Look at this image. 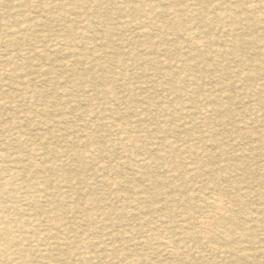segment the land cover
I'll use <instances>...</instances> for the list:
<instances>
[{"label":"rangeland","instance_id":"374dc122","mask_svg":"<svg viewBox=\"0 0 264 264\" xmlns=\"http://www.w3.org/2000/svg\"><path fill=\"white\" fill-rule=\"evenodd\" d=\"M0 85V264H264V0H0Z\"/></svg>","mask_w":264,"mask_h":264},{"label":"bare ground","instance_id":"6f19581e","mask_svg":"<svg viewBox=\"0 0 264 264\" xmlns=\"http://www.w3.org/2000/svg\"><path fill=\"white\" fill-rule=\"evenodd\" d=\"M58 1H59V0H58ZM97 1H99V0H97ZM120 1H122V0H120ZM171 1H172V0H171ZM21 2H22V1H21ZM28 2H29V0H28ZM94 2H95V1H94ZM175 2H176V1H175ZM19 3H20V2H19ZM45 4H46V3H45ZM100 4H101V3H100ZM49 5H51V4H49ZM101 5H102V4H101ZM146 5H147V4H146ZM55 6H56V5H55ZM88 6H90V5H88ZM110 6H111V5H110ZM13 7H14V6H13ZM52 7H53V6H52ZM63 7H65V6L63 5ZM106 7H107V6H106ZM42 8H43V7H42ZM42 8H41V9H42ZM84 8H85V6H84ZM115 8H116V7H115ZM127 8H128V7H127ZM14 9H15V8H14ZM16 9H17V7H16ZM16 9H15V11H16ZM33 9L36 10L37 8H36V9L33 8ZM43 9H44V8H43ZM86 9H87V8H86ZM90 9H91V7H90ZM48 10H49V9H48ZM115 10H116V9H115ZM194 10H195V9H194ZM194 10H193V11H194ZM21 11H22V10H21ZM40 11H41V10H40ZM49 11H50V10H49ZM52 11H53V10H52ZM81 11H83V10H81ZM90 11H91V10H90ZM116 11H117V10H116ZM188 11H189V10H188ZM38 12H39V11H38ZM43 12H44V11H43ZM63 12H64V11H63ZM83 12H84V11H83ZM190 12H191V11H190ZM18 13H19V12H18ZM39 13H40V12H39ZM138 13H139V12H138ZM191 13H192V12H191ZM42 14H43V13H42ZM57 14H58V13H57ZM90 14H91V13H90ZM118 14H120V13H118ZM118 14H117V15H118ZM58 15H59V14H58ZM78 15H79V14H78ZM91 15H92V14H91ZM124 15H125V14H124ZM74 16H76V14H75ZM119 16H120V15H119ZM46 17H47V16H46ZM54 17H55V16H54ZM76 17H77V16H76ZM123 17H124V16H123ZM145 17H146V16H145ZM34 18H35V17H34ZM38 18H39V17H38ZM52 18H53V17H52ZM77 18H78V17H77ZM82 19L85 20L84 17H82ZM96 19H97V18H96ZM124 19H125V17H124ZM137 19H138V18H137ZM139 19L141 20V18H139ZM139 19H138V20H139ZM140 20H139V21H140ZM133 21H136V20H133ZM133 21H132V22H133ZM149 21H150V20H149ZM68 22H69V21H68ZM85 22H86V20H85ZM140 22H141V21H140ZM143 22H144V21H143ZM20 23H21V22H20ZM65 23H66V22H65ZM71 23H73V22H71ZM121 23H122V22H121ZM123 23H125V22H123ZM123 23H122V24H123ZM126 23H128V22H126ZM129 23H130V22H129ZM134 23H135V22H134ZM136 23H139V22L137 21ZM21 24H22V23H21ZM58 24H60V23H58ZM58 24H57V25H58ZM73 24H74V23H73ZM117 24H118V23H117ZM119 24H120V23H119ZM23 25H24V24H23ZM64 25H65V24H64ZM123 25H124V24H123ZM128 25H129V24H128ZM139 25H140V23H139ZM142 25H143V24H142ZM149 25H152V24H149ZM162 25H163V24H162ZM20 26H21V25H20ZM120 26H121V24H120ZM134 26H135V24H134ZM134 26H133V27H134ZM137 26H138V25H137ZM137 26H136V27H137ZM122 27H123V26H122ZM133 27H132V29H133ZM161 27H162V26H161ZM67 28H69V26H68ZM86 28H87V27H86ZM124 28H125V27H124ZM21 29H22V28H21ZM134 29H135V28H134ZM164 29H165V28H164ZM162 30H163V29H162ZM19 31H20V29H19ZM40 31H41V30H40ZM131 31H133V30H131ZM43 32H44V31H43ZM161 32H162V31H161ZM165 32H166V31H165ZM15 33H16V32H15ZM84 33H85V32H84ZM17 34H18V33H16V35H17ZM34 34H35V33H34ZM138 34H140V33L138 32ZM156 34H158V33H156ZM162 34H163V33H162ZM59 35H60V34H59ZM40 36H41V35H40ZM78 36H79V35H78ZM35 37H36V36H35ZM57 37H58V35H57ZM60 37H61V36H60ZM82 37H83V36H82ZM90 39H91V38H90ZM190 39H191V38H190ZM190 39H189V40H190ZM44 40H45V38H44ZM52 40H53V39H52ZM61 40H62V39H61ZM63 40H64V39H63ZM63 40H62V41H63ZM83 40H85V39L83 38ZM189 40H188V42H189ZM45 42H46V41H45ZM66 42H67V40H66ZM91 42H92V41H91ZM77 43H78V42H77ZM84 43H86V42H84ZM79 44L81 45V43H79ZM54 45H55V44H54ZM59 46H60V45H59ZM94 46H95V45H94ZM60 47H61V46H60ZM60 47H59V48H60ZM81 48H82V47H81ZM181 48H182V47H181ZM91 49H92V48H91ZM103 49H104V48H103ZM165 49H166V48H165ZM85 50H86V49H85ZM190 51H191V50H190ZM87 52H88V51H87ZM92 52H93V51H92ZM80 53H81V52H80ZM187 53H188V51H187ZM23 54H24V52H23ZM87 54H88V53H87ZM132 54H133V53H132ZM185 54H186V53H185ZM185 54H184V55H185ZM22 56H23V55H22ZM129 56H131V55H129ZM132 56H133V55H132ZM134 56H135V55H134ZM102 58H103V57H102ZM129 58H130V57H129ZM131 58H133V57H131ZM134 58H135V57H134ZM134 58H133V61H134ZM127 59H128V58H127ZM135 59H136V58H135ZM139 59H140V58H139ZM22 60H23V59H22ZM128 60H130V59H128ZM141 60H142V59H141ZM145 60H146V59H145ZM148 60H149V59H148ZM152 60H153V59H152ZM182 60H183V58H182ZM98 61H100V59H99ZM139 61H140V60H139ZM143 61H144V60H143ZM150 61H151V59H150ZM183 61H184V60H183ZM131 62H132V60H131ZM151 62H153V61H151ZM154 62H155V61H154ZM64 63H65V62H64ZM92 65H93V64H92ZM153 65H154V64H153ZM37 66H38V65H37ZM34 67H35V66H34ZM37 69H38V68H37ZM96 69H98V67H96ZM103 69H104V67H103ZM104 70H105V69H104ZM35 71H36V70H35ZM82 72H83V71H82ZM34 73H35V72H34ZM47 73H48V72H47ZM106 73H107V72H106ZM164 74H165V73H164ZM3 75H5V74H3ZM20 75H21V74H20ZM84 75H85V74H84ZM137 76H138V75H137ZM166 76H167V74H166ZM44 77H45V76H44ZM105 77H106V76H105ZM21 78H22V76H21ZM192 78H193V77H192ZM13 79H15V78L13 77ZM111 79H112V78H111ZM87 80H88V79H87ZM91 80H92V79H91ZM192 80H193V79H192ZM6 81H7V80H6ZM82 81H83V80H82ZM88 81H89V80H88ZM114 81H115V80H114ZM189 82H190V81H189ZM84 83H85V82H84ZM93 83H94V82H93ZM188 84H189V83H188ZM194 84H195V83H194ZM78 85H80V84H78ZM0 86H1V85H0ZM49 86H50V85H49ZM140 86H141V85H140ZM25 87H26V85H25ZM17 88H18V87H17ZM4 89H5V88H4ZM20 90H21V89L19 88V92H20ZM74 91H75V90H74ZM19 92H18V93H19ZM21 92H22V91H21ZM23 93H24V92H23ZM23 93H22V94H23ZM30 93H31V92H30ZM71 93H72V92H71ZM8 94H9V93H8ZM24 94H25V93H24ZM62 94H63V93H62ZM63 95H64V94H63ZM66 96H67V95H66ZM5 98H6V97H5ZM10 98H11V97H10ZM25 98H26V97H25ZM69 98H70V97H69ZM70 99H71V98H70ZM23 100H24V99H23ZM23 100H20V101H21L20 103H23V102H22ZM55 100H56V99H55ZM58 100H59V99H58ZM72 100H73V99H72ZM72 100H71V101H72ZM18 101H19V100H18ZM68 101H69V100H68ZM7 102H8V101H7ZM25 102H26V101H25ZM39 102H40V101H39ZM42 102H43V101H42ZM52 102H53V101H52ZM72 102H73V101H72ZM75 102H76V101H75ZM70 103H71V102H70ZM7 104H8V103H7ZM12 105H13V104H12ZM14 105H15V104H14ZM103 105H104V104H103ZM1 106H2V105H1ZM6 106H7V105H6ZM8 106H9V105H8ZM48 106H49V105H48ZM48 106H47V107H48ZM10 107H13V106H10ZM65 107H66V106H65ZM102 107H103V106H102ZM1 108H2V107H1ZM14 108H15V107H14ZM14 108H13V109H14ZM50 108H51V106H50ZM67 108H68V107H67ZM20 109H21V108H20ZM16 110H17V108H16ZM37 110H38V109H36V111H37ZM66 110H68V109H66ZM66 110H65V111H66ZM53 111H54V110H53ZM84 111H85V110H84ZM87 111H88V110H87ZM21 112H22V111H21ZM34 112H35V111H34ZM37 112H38V111H37ZM37 112H35V113L37 114ZM92 112H93V111H92ZM195 112H196V111H195ZM82 113H83V112H82ZM93 113H95V112H93ZM86 114H87V113H86ZM86 114H85V115H86ZM25 115H26V113H25ZM61 115L63 116L62 113H61ZM80 115H81V114H80ZM31 116H32V115H31ZM31 116H30V117H31ZM36 116H37V115H36ZM36 116H35V117H36ZM42 116H43V115H42ZM62 116H61V117H62ZM69 116H70V115H69ZM90 116H91V114H90ZM22 117H23V116H22ZM30 117H26V118H30ZM93 117H94V114H93ZM26 118H25V119H26ZM141 118H142V116H141ZM17 119H18V118H17ZM15 120H16V119H15ZM19 120H20V119H19ZM109 120H110V119H109ZM50 121H51V120H50ZM57 121H58V120H57ZM20 123H22V122H19V124H20ZM43 123H44V122H43ZM57 124H58V123H57ZM64 124H65V122H64ZM107 124H108V123H107ZM112 124H113V122H112ZM114 124H115V123H114ZM173 124H174V123H173ZM175 124H176V123H175ZM42 125H43V124H42ZM60 125H62V124L60 123ZM65 125H66V124H65ZM65 125H63V126H65ZM118 125H119V124H118ZM116 126H117V125H116ZM116 126H115V127H116ZM51 127H52V126H51ZM67 127H68V126H67ZM118 127H121V128H122V126H118ZM8 128H9V127H8ZM64 128H65V127H64ZM121 128H120V129H121ZM55 129H56V128H55ZM120 129H119V130H120ZM171 130H172V129H171ZM173 130H174V129H173ZM175 130H176V129H175ZM56 131H57V130H56ZM75 131H76V130H75ZM75 131H74V133H75ZM91 131H92V130H91ZM129 131H131V130L129 129ZM181 131H182V130H181ZM42 132H43V131H42ZM76 132H77V131H76ZM79 132H80V131H79ZM119 132H120V131H119ZM61 133H62V132H61ZM121 133H122V132H121ZM121 133H120V135H121ZM177 133H178V132H177ZM18 134H19V133H18ZM58 134H59V133H58ZM94 134H95V133H94ZM62 135H63V133H62ZM122 135H123V134H122ZM131 135H132V138H133V134H131ZM6 136H7V135H6ZM22 136H23V135H22ZM38 136H39V135H38ZM45 136H46V135H45ZM57 136H58V135H57ZM76 136H77V135H76ZM76 136H75V137H76ZM79 136H80V135H79ZM123 136H124V135H123ZM127 136H128V135H127ZM34 137H35V136H34ZM53 137H54V136H53ZM61 137H62V136H61ZM64 137H65V136H64ZM81 137H82V136H81ZM129 137H130V136H129ZM129 137H128V138H129ZM120 138H121V136H120ZM125 138H126V137H125ZM125 138H124V139H125ZM158 138H159V137H158ZM22 139H24V138H22ZM57 139H58V138H57ZM64 139H65V138H64ZM166 139H167V138H166ZM194 139H195V138H194ZM201 139H202V138H201ZM27 140H28V139H27ZM35 140H36V139H35ZM91 140H92V139H91ZM20 141H21V140H20ZM20 141H19V142H20ZM29 141H30V140H29ZM164 141H165V140H164ZM19 142H18V143H19ZM21 142H22V141H21ZM90 142H91V144H92V141H90ZM119 142H120V141H119ZM121 142H122V141H121ZM121 142H120V143H121ZM131 142H132V141H131ZM134 142H135V141H134ZM159 142H160V140H159ZM24 143H25V142H24ZM35 143H36V142H35ZM76 143H77V140H76ZM126 143H127V141H126ZM78 144H79V143H78ZM127 144H128V143H127ZM37 145H38V144H37ZM37 145H36V148H37ZM48 145H49V144H48ZM86 145H87V144H86ZM156 145H157V144H156ZM78 146H79V145H78ZM82 146H83V145H82ZM89 146H90V145H89ZM38 147H39V146H38ZM43 148H44V147H43ZM134 148H135V147H134ZM155 148H156V147H155ZM168 148H169V147H168ZM170 148H171V145H170ZM158 149H160V148H158ZM31 150H32V149H31ZM34 150H35V149H34ZM95 150H96V149H95ZM156 150H157V149H156ZM161 150H162V149H161ZM166 150H167V149H166ZM35 151H36V150H35ZM33 152H34V151H33ZM76 152H77V150H76ZM88 152H89V151H88ZM88 152H87V155L89 154ZM97 152H98V151H97ZM34 153H35V152H34ZM83 153H84V152H83ZM90 153H91V151H90ZM92 153H93V150H92ZM92 153H91V154H92ZM37 154H38V153H37ZM43 154H44V153H43ZM74 154H75V153H74ZM98 154H99V153H98ZM166 154H167V153H166ZM38 155H39V154H38ZM41 155H42V154H41ZM71 155H72V154H71ZM71 155H70V156H71ZM89 155H90V154H89ZM33 156H34V155H33ZM35 157H36V156H35ZM80 157H81V156H80ZM71 158H72V157H71ZM75 158H76V157H75ZM144 158H145V157H144ZM167 158H168V157H167ZM140 159H141V158H140ZM80 160H81V159H80ZM138 160H139V159H138ZM209 160H210V159H209ZM140 161H141V160H140ZM140 161H139V162H140ZM151 161H152V160H151ZM77 162H78V161H77ZM177 162H178V161H177ZM151 163H153V162H151ZM154 163H155V162H154ZM163 163H164V162H163ZM145 165H146V164H145ZM147 165H148V164H147ZM100 166H101V165H99V167H100ZM104 167H105V166H104ZM178 167H179V166H178ZM96 168H97V167H96ZM171 168H172V166H171ZM33 169H35V168H33ZM100 169H101V168H100ZM193 169H194V168H193ZM59 170H60V169H59ZM32 171H33V170H32ZM55 171H56V170H55ZM171 171H172V170H171ZM187 172H189V169H188ZM190 172H191V170H190ZM192 172H195V171L192 170ZM31 173H32V172H31ZM31 173H29V175H30ZM33 173H34V171H33ZM33 173H32V174H33ZM59 174H60V173H59ZM59 182H61V180H60ZM104 184H106V183H104ZM109 184H110V183H109ZM106 185H107V184H106ZM62 187H63V185H62ZM168 188H169V187H168ZM32 189H33V188H32ZM35 189H36V188H35ZM262 190L264 191V189H262ZM34 192H35V191H34ZM212 192H213V191H212ZM217 192H218V191H217ZM259 193H260V192H258L257 195H259ZM68 194H69V193H68ZM207 194H208V193H207ZM207 194H206V195H207ZM215 194H216V193H215ZM215 194H214V196H216ZM263 194H264V193H263ZM212 195H213V194H212ZM220 195H222V194L220 193ZM220 195H219V196H220ZM255 195H256V194H255ZM201 196H205V195H201ZM70 197H71V196H70ZM210 197H211V196H210ZM221 197H222V196H221ZM223 197H224V196H223ZM225 197H226V196H225ZM68 198H69V197H68ZM144 198H145V197H144ZM144 198H143V199H144ZM204 198H205V197H204ZM204 198H203V199H204ZM207 198H208V197H207ZM216 198H217V197H216ZM26 199H27V198H26ZM28 199H29V197H28ZM28 199H27V200H28ZM31 199H32V198H31ZM31 199H30V200H31ZM167 199H168V198H167ZM209 199H210V198H209ZM212 199H214V198H212ZM222 199H223V198H222ZM222 199H221V200H222ZM139 200H140V199H139ZM217 200H218V199H217ZM25 201H26V200H25ZM210 201H211V199H210ZM231 201H233V200L230 199V203H231ZM234 201H235V200H234ZM26 202H27V201H26ZM28 202H29V201H28ZM30 202H31V201H30ZM144 202H145V200H144ZM147 202H148V201H147ZM203 202H204V200H203ZM206 202H207V201H206ZM223 202H224V201H223ZM235 202H236V201H235ZM213 203H214V202H213ZM216 203H217V202H216ZM220 203H222V202H220ZM239 204H241V203L239 202ZM224 205H225V202H224ZM207 206H209V204H207ZM211 206H212V204H211ZM227 206H228V205H227ZM151 207H152V206H151ZM153 207H154V206H153ZM159 207H160V206H159ZM204 207H205V206H204ZM212 207H213V206H212ZM241 207H242V205H241ZM49 208H52V207H49ZM197 208H199V206H198ZM202 208H203V207H202ZM207 208H208V207H207ZM1 209H2V208H1ZM208 209H209V208H208ZM214 209H215V208H214ZM217 209H219V208H217ZM49 210H50V209H49ZM74 210H75V209H74ZM155 210H156V209H155ZM158 210H160V208H159ZM198 210H199V209H198ZM205 210H206V209H205ZM71 211H72V209H71ZM212 211H213V209H212ZM217 211H218V210H217ZM50 212H51V210H50ZM155 212H157V211H155ZM203 212H205V211H203ZM218 212H220V211H218ZM226 212H227V211H226ZM67 213H68V212H67ZM73 213H74V212H73ZM77 213L79 214V212H77ZM200 213H201V212H200ZM200 213H199L198 215H200ZM210 213H212V212H210ZM62 214H63V213H62ZM62 214H59V215H62ZM206 214H207V213H206ZM45 215L47 216L48 214L45 213L44 216H45ZM63 215H64V214H63ZM65 215H66V214H65ZM192 215H193V214H192ZM194 215H195V214H194ZM198 215H197V216H198ZM49 216H51V215H49ZM80 216H81V215H80ZM82 216H83V215H82ZM82 216H81L80 218H84V216H83V217H82ZM253 216H254V215H252V217H253ZM57 217H58V214H57ZM59 217H61V216H59ZM190 217H191V216H190ZM220 217H221V216H220ZM228 217H229V216H228ZM257 217H258V216H257ZM50 218H51V217H50ZM191 218H192V217H191ZM194 218H195V217H194ZM196 218H197V217H196ZM216 218H217V217H216ZM17 219H18V218H17ZM44 219H45V218H44ZM44 219H43V220H44ZM86 219H87V218H86ZM86 219H85V220H86ZM202 219H203V218H202ZM211 219H213V218H211ZM218 219H219V218H218ZM227 219H228V218H227ZM253 219H255V218H253ZM256 219H258V218H256ZM13 220H14V219H13ZM79 220H80V219H79ZM85 220H83V221H85ZM146 220H147V219H145V221H146ZM191 220H192V222H193V219H191ZM219 220H220V219H219ZM234 220H235V219H234ZM258 220H259V219H258ZM8 221H9V220H8ZM50 221H51V220H50ZM80 221H82V220H80ZM87 221H88V220H87ZM187 221H188V220H187ZM207 221H208V220H207ZM212 221H213V220H212ZM226 221H227V220H226ZM251 221H252V220H251ZM255 221H256V220H255ZM263 221H264V220H263ZM2 222H3V221H2ZM14 222H15V220H14ZM16 222H17V221H16ZM90 222H91V221H90ZM188 222H189V221H188ZM194 222H195V221H194ZM201 222H202V221H201ZM221 222H222V221H221ZM260 223H261V221H260ZM260 223H259V224H260ZM0 224H1V223H0ZM6 224L8 225V222H6ZM202 224H203V222H202ZM259 224H257V225L259 226ZM261 224H262V223H261ZM2 225H3V224H2ZM2 225H1V226H2ZM4 225H5V224H4ZM22 225H23V224H22ZM48 225H49V224H48ZM52 225H53V224H52ZM193 225H194V224H193ZM196 225H197V224L195 223L194 226H196ZM1 226H0V227H1ZM9 226H10V225H9ZM12 226H13V225H12ZM18 226H19V225H18ZM197 226H199V225H197ZM231 226H232V225H231ZM262 226H263V225H262ZM7 227H8V226H7ZM21 227H22V226H21ZM236 227H238V226H236ZM259 227H260V226H259ZM1 228H2V227H1ZM43 228H44V227H43ZM47 228H48V227H47ZM191 228H192V227H191ZM193 228H195V227H193ZM196 228H197V227H196ZM220 228H221V227H220ZM225 228H226V227H225ZM255 228H256V225H255ZM4 229H6V228H4ZM13 229H15V228H11L12 231H13ZM197 229H198V228H197ZM214 229H215V228H214ZM221 229H222V228H221ZM232 229H233V228H232ZM16 230H17V229H16ZM45 230H46V229H45ZM52 230H53V229H52ZM198 230H199V229H198ZM198 230H197V232H195V233L199 234V233H198ZM215 230H216V229H215ZM215 230H213V231H215ZM217 230H218V229H217ZM262 230H263V229H262ZM12 231H11V232H12ZM182 231H183V230H182ZM4 232H5V231H4ZM18 232H19V231H18ZM20 232H23V231L20 230ZM24 232H25V231H24ZM175 232H176V231H175ZM177 232H178V231H177ZM185 232H186V231H185ZM7 233H8V232H7ZM56 233H57V231H56ZM191 233H192V232H191ZM217 233H218V231H217ZM220 233H221V232H220ZM232 233H233V232H232ZM10 234H11V233H10ZM12 234H14V233H12ZM20 234H21V233H20ZM36 234H38V233H36ZM117 234H118V233H117ZM218 234H219V233H218ZM2 235H3V234H2ZM17 235H18V233H17ZM220 235H221V234H220ZM231 235H232V234H231ZM7 236H8V235H7ZM7 236H5V237H7ZM20 236H21V235H20ZM42 236H43V235H42ZM115 236H116V235H115ZM149 236H150V235H149ZM176 236H177V235H176ZM186 236H187V235H186ZM194 236H195V234H194ZM194 236H193V237H194ZM198 236H199V235H198ZM202 236H203V235H202ZM213 236H214V235H213ZM223 236H224V235H223ZM82 237L84 238V236H82ZM82 237H81V238H82ZM122 237H123V236H122ZM122 237H121V238H122ZM151 237H152V236H151ZM161 237H162V236H161ZM161 237H160V238H161ZM174 237H175V235H174ZM184 237H185V236H184ZM216 237H218V236H216ZM219 237H220V236H219ZM242 237H243V236H242ZM51 238H52V237H51ZM153 238H154V237H153ZM164 238H165V237H164ZM167 238H168V237H167ZM194 238H196V237H194ZM197 238L199 239V237H197ZM197 238H196V239H197ZM214 238H215V237H214ZM21 239H22V238H21ZM162 239H163V238H162ZM186 239H188V238H186ZM198 239L195 240V241H198ZM216 239H217V238H216ZM40 240H41V239H40ZM57 240H58V238H57ZM164 240H166V239H164ZM170 240H171V238H170ZM178 240H179V239H178ZM207 240H208V239H207ZM15 241H16V240H15ZM18 241H19V240H18ZM151 241H152V240H151ZM153 241H154V240H153ZM181 241H182V239H181ZM19 242H20V241H19ZM38 242H39V240H38ZM90 242H91V241H90ZM215 242H216V240H215ZM16 243H17V242H16ZM71 243H72V242H71ZM77 243H78V242H77ZM87 243H88V242H87ZM152 243H153V242H152ZM171 243H172V240H171ZM174 243H175V242H174ZM176 243H177V242H176ZM236 243H237V242H236ZM45 244H46V243H45ZM80 244H81V243H80ZM144 244H145V243H144ZM149 244H151V242H150ZM158 244H159V243H158ZM163 244L165 245V243H163ZM172 244H173V243H172ZM201 244H202V243H201ZM206 244H207V243H206ZM216 244H217V243H216ZM54 245H55V244H54ZM67 245H68V243H67ZM159 245H160V244H159ZM167 245H168V244H167ZM169 245H170V244H169ZM203 245H205V244H203ZM207 245H208V244H207ZM17 246H18V245H17ZM69 246H70V245H69ZM75 246H76V245H75ZM77 246H78V245H77ZM77 246H76V247H77ZM79 246H80V245H79ZM84 246H85V244H84ZM41 247H42V246H41ZM46 247H47V246H46ZM61 247H63V246H62V243H61ZM205 247H206V246H205ZM212 247H213V245H212ZM49 248H50V247H49ZM52 248H53V247H52ZM77 248H78V247H77ZM77 248H76V249H77ZM165 248H167V247H165ZM218 248H219V247H218ZM21 249H22V248H21ZM50 249H51V248H50ZM54 249H55V247H54ZM87 249H88V247H87ZM170 249H172V248H170ZM177 249H179V248H177ZM209 249H210V248H209ZM19 250H20V249H19ZM210 250H211V249H210ZM210 250H209V251H210ZM222 250H223V249H222ZM47 251H48V250H47ZM100 251H101V250H100ZM105 251H106V250H105ZM244 251H245V250H244ZM165 252H166V251H165ZM245 252H246V251H245ZM245 252H244V253H245ZM210 253H211V252H210ZM214 253H216V252H214ZM221 253H222V252H221ZM123 254H124V253H123ZM127 254H128V253H127ZM241 255H243V254H241ZM122 256H124V255H122ZM130 256H132V255H130ZM244 256H245V255H244ZM42 257H44V255H43ZM46 257H47V256H46ZM105 257H106V256H105ZM120 257H121V256H120ZM242 257H243V256H242ZM246 257H247V256H246ZM118 258H119V257H118ZM125 258H126V257H125ZM87 259H88V258H87ZM121 259H122V258H121ZM123 259H124V258H123ZM109 260H110V259H109ZM132 260H133V259H132ZM89 261H90V260H89ZM107 261H108V260H107ZM123 261H124V260H123ZM130 262H132V261H130ZM50 263H51V262H50ZM85 263H86V261H85ZM133 263H134V262H133ZM48 264H49V263H48ZM128 264H129V262H128Z\"/></svg>","mask_w":264,"mask_h":264}]
</instances>
